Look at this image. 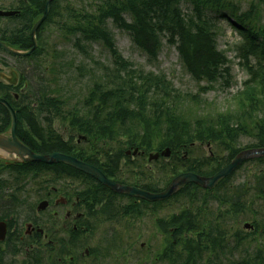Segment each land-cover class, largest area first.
<instances>
[{
  "label": "trees",
  "instance_id": "1",
  "mask_svg": "<svg viewBox=\"0 0 264 264\" xmlns=\"http://www.w3.org/2000/svg\"><path fill=\"white\" fill-rule=\"evenodd\" d=\"M88 1L92 2V8L79 11L76 24L69 23L61 30L66 41L73 40L76 49H82V45L88 43L102 44L109 51L112 62L102 65L101 71L93 70V67L82 72L80 70L77 74L79 82L90 79L86 93L80 91L78 95L63 96L48 83L44 85L45 77L42 83L38 82L40 86L37 93L31 90L29 84L22 104L36 103V112L42 113L45 121L43 142L38 146L29 144L32 149L39 153L61 152L73 155L100 168L116 181L137 184L157 192L182 172L213 175L241 151V140L244 138L253 139L248 148L264 147V26L256 18H260V13L258 14L253 6L250 10L241 12L240 4H235L232 0H199L200 4L196 8L184 14L180 8V0L84 2ZM207 9L222 14L218 18L240 16L239 21L244 28L241 30L242 42L236 49L241 51L243 66L249 77L241 90L229 96L230 103L223 109L202 108L198 98L220 83V86L228 83L229 88L231 80L230 64L226 56L217 50L215 43L218 34L215 29L217 23L211 20ZM127 16L131 21L127 20ZM109 22L128 32L135 46L150 60H156L161 51L162 35L168 36V42L176 43L186 71L199 85L205 82L206 85L203 86L206 87L202 86L197 94L184 96L180 90L173 87L166 75L133 67L116 49L108 28ZM41 50L42 46L35 57L30 58L31 61L35 60L38 81L42 66L38 58L41 54L48 56ZM32 64L33 62H30V65ZM46 66L44 74L49 69L51 72H57V66H53V62ZM63 66L64 63H61L60 68ZM96 72L100 74L96 75ZM57 80L58 78L54 82ZM23 118L28 119L22 116L21 120ZM55 121L61 122L68 131L70 138L67 142L54 130ZM77 136H85L87 141L82 145H75L74 139ZM122 139H125L126 143H122ZM125 145L145 152L169 148L172 157L169 162L156 163L157 179L154 178L153 171L142 170L143 165L137 163V172L133 175L140 176L141 181L138 182L132 180L130 174L121 175ZM203 146L211 148V155H202ZM254 163L264 165V158ZM130 169L134 171L135 168ZM263 172L264 169L261 174L258 173L262 178L259 184L253 179L244 182L232 195H229L231 189L226 186V180L215 189L217 195L190 185L173 198L174 203L180 200L189 202L185 206L176 207L181 211L178 216L171 218L172 225L166 226L165 222H161L163 231L169 232V229H173L174 238L177 230L180 233L177 241L174 238L171 241L167 239L168 246L159 254L158 259L166 256L172 264H237L233 259L229 261V258H226L230 239L225 237L227 231L222 224H215V230L211 228L210 233L216 232L217 235L214 238L200 235V238L193 240L182 239L181 235L187 232L198 235L202 233L204 207L201 202L206 206L209 200L221 204L228 203L231 208L220 214L219 220L222 222L227 216H231L232 211L236 216H240L241 211H244L242 209L248 205L254 206L261 198L263 200ZM61 178L82 180L87 184V189H82L80 197L85 201L90 200L88 195L92 184H88L83 174L64 164L30 163L4 169L0 166V192L12 190L17 198L15 201L20 204L23 197L21 193L30 194V191L33 192V188H36V195L39 196L46 191L47 185L54 184ZM28 186L29 189L25 191ZM92 192L103 195L104 189L95 188ZM170 202H142L141 206L137 204V217L143 216L147 208L153 212ZM254 224L258 228L257 220ZM234 240L238 244L237 250L243 239L236 236ZM73 242L74 238L69 245ZM71 247L73 249L68 251L69 254L77 250L75 246ZM58 252L59 256L48 260L41 250H35L29 263L25 264H60L58 259H63L65 247ZM140 255L149 256L147 252ZM150 263L153 262L137 258V264Z\"/></svg>",
  "mask_w": 264,
  "mask_h": 264
},
{
  "label": "rangeland",
  "instance_id": "2",
  "mask_svg": "<svg viewBox=\"0 0 264 264\" xmlns=\"http://www.w3.org/2000/svg\"><path fill=\"white\" fill-rule=\"evenodd\" d=\"M3 6H7V0H0ZM85 0H62L59 5L60 8L67 6L68 4L72 5V8L75 11H83L85 9L92 8V2ZM180 8L184 14H188L192 9L196 8L200 2L199 0H180ZM235 4H240L239 8H241V12H245L250 10L253 6L254 10H257L259 17L256 16L258 21L264 26V0H232ZM209 12L210 18L213 22H216V30L218 32L215 43L217 50L223 53L231 67V80L229 82L230 87L228 88V83L226 85L220 86V84L216 85L213 90H208L207 93L198 97L201 101V107L207 109H223L227 103L229 102L230 95L237 93L239 90L243 88L244 82L248 79L249 75L246 72V68H244V62L241 59V51H238L236 47H240L242 42L241 30L243 28L242 23L239 21V17H231L227 16L224 18L220 17L219 13H215L210 9L206 10ZM127 20L131 21V18L127 16ZM65 19V18H64ZM67 22H69L67 20ZM64 21L61 19L60 21L52 20V25L48 26L46 29L45 36L49 39L48 44V56H43L42 66L47 67L46 65H51L53 62V66H57V72H51L50 69L44 74L45 80L44 85L48 83L50 87L57 89L58 94L63 96H73L78 95L80 91L86 93V88L88 85V81L90 79H86L85 81L79 82L77 74L81 71L88 70L90 67H93V70H102V65L105 63L112 62V57L109 51L102 44H93L84 45L81 50L76 49L73 46V42L66 41L65 36L61 30V25ZM252 23L256 25V23ZM8 22L6 20H0V25L3 28H7ZM109 31L114 40L115 46L121 56L132 63L135 68H144L149 72H155L158 74H164L167 76L168 80L172 83L173 87L180 90L183 95L186 94H197L201 91V87L206 85L205 82L200 83V85L191 77V75L186 71L184 65L181 62L180 54L177 49V45L174 42H168V36L162 35L161 42V51L156 60L148 59L138 48L135 47L132 41L131 35L118 28L114 25H109ZM171 43V44H170ZM57 51V52H55ZM0 59H5L9 64L14 65L16 60L7 54L0 51ZM25 62H23L24 64ZM61 63H64V66L60 68ZM72 63V65H71ZM20 67H22V65ZM87 67V68H84ZM60 68V69H59ZM77 70V71H76ZM100 72H96V75H99ZM58 78L57 82H54ZM50 79V80H48ZM39 84H36V89ZM206 87V86H203ZM37 93V92H36ZM230 103V102H229ZM37 105V104H36ZM54 130L62 135L63 137H68V133L65 134L66 128H64L63 124L59 121H55L53 125ZM68 132V131H67ZM122 143H126L125 139L121 140ZM243 146L241 150L248 148V145L253 143V139L244 138L241 140ZM203 156H208L211 151L208 146H203ZM125 151L130 149L127 145L124 146ZM209 150V151H208ZM124 151V157H126ZM152 152V151H150ZM148 153L144 156H128L125 160L122 161L124 164V168L122 173L126 171L132 177V180L141 181L140 176H135L137 172L135 164H142V170L153 171L154 178L157 179L156 174V163L148 161ZM154 153V152H153ZM166 161V160H165ZM134 167V171L130 168ZM264 169V165H259L257 163H246L244 164L230 179L227 187H231V192L229 195L235 194V192L240 188V184L244 182H248L250 180H255L256 184L261 182V177L259 174ZM264 173V172H263ZM258 174L257 176H255ZM261 174V173H260ZM135 176V177H134ZM130 177V179H131ZM30 185V184H29ZM31 186V185H30ZM62 187V189H66L69 184L67 180H60L54 184L47 185V187L52 188ZM80 188V187H79ZM36 188H33V193ZM7 200L0 196V219L10 217L13 221L19 224V229L21 233H24L26 229V225L30 222H35L38 224H42L44 227V235L49 237V241L45 242L42 239L40 245H38L40 250H44V256L49 252L52 247V252L55 254L54 256H59L58 252L61 247H65L67 245V240L69 237L70 226L72 227L73 218L70 220H66V210L70 209V205L67 208H63L59 217L52 218V215L56 213V208L51 207V210L46 213H39L36 210V206L38 205L39 197L36 195L28 200L27 196L22 197V202L20 205H23L24 208H17V204L14 203L15 194L10 190L3 191ZM28 200V202L26 201ZM56 199V198H55ZM55 199H52V202H55ZM189 202L186 200L179 201L173 205L165 206L158 210L155 209L153 212L149 210H144V214L141 219L137 220V215L134 213L122 214L121 215V223H109L104 222L100 223L97 229H93L97 232L103 231L102 236H98L95 232L93 234L86 235L83 245L76 251L71 252V254L63 253V259L59 258L62 262H67L69 264H137V258L140 260H146L148 262H153L150 264H172L171 260L164 256L161 259H158L159 254L163 252L167 246V235H165L164 231L161 230V222L159 220L164 217L173 218L174 216H178L180 213L176 212L173 207L185 206V204ZM122 204V203H121ZM201 206H204V218L202 219V229L206 230L205 227L208 223L212 222V226L209 229L215 230V224L217 223V219L220 218V214L225 209L229 208V204H216L214 201L209 200V203L204 205L202 202ZM83 205V204H82ZM81 204L78 205V210L83 211L84 208L80 209ZM151 209V208H150ZM242 214L240 216L231 215L227 216L226 220L222 222L219 221V224L223 227H226L227 233L225 237L230 239V244L226 249V258H229V261H232L237 264H257L259 258L260 263L264 264V199H260V202H255L254 206L248 205L246 208L242 209ZM74 216V214H73ZM259 223L258 229L249 230L244 227L245 223L253 224L255 221ZM14 222V223H16ZM93 225V224H92ZM67 226V228H66ZM94 227V226H93ZM87 232H89V228H87ZM118 230L120 236H123L124 239L119 249L105 250L107 247L108 239H111L112 233ZM140 235V238L137 236ZM203 235V234H201ZM216 235V234H215ZM106 238H103V237ZM240 237L243 239L241 241V246L236 250L237 241L234 240L235 237ZM182 239H197L196 234L191 232H187L181 235ZM199 237V236H198ZM209 237V236H208ZM200 238V237H199ZM173 240V236L170 237V241ZM50 242V243H49ZM94 250L91 257H84L83 254L86 249ZM30 250L28 253L26 251L19 252L16 255L13 252V248L11 249L8 245L2 247L0 249V253L8 252L6 260L2 258L0 260L3 264H25L29 263L32 258L34 249ZM231 251V252H229ZM143 252H147L149 256L140 255ZM98 253V254H97ZM141 257H144L141 259ZM149 257V258H148ZM46 258V256H45ZM52 257H48V260H51ZM47 259V258H46ZM78 260V262H77ZM47 264V263H45Z\"/></svg>",
  "mask_w": 264,
  "mask_h": 264
},
{
  "label": "flooded vegetation",
  "instance_id": "3",
  "mask_svg": "<svg viewBox=\"0 0 264 264\" xmlns=\"http://www.w3.org/2000/svg\"><path fill=\"white\" fill-rule=\"evenodd\" d=\"M46 2L47 0H7V6H3L0 1V9L13 11L15 12V16H11L8 18H0L2 20H6L8 22L7 28L5 29V37L9 44L12 46L19 47H30L32 45V40L30 36L31 29H29V22H34L35 18L41 17L46 10ZM59 3H54L50 12L57 16L60 15L61 8L59 7ZM53 8V10H52ZM50 13V14H51ZM32 16V18H31ZM38 17V18H39ZM37 18V19H38ZM52 25V21L49 26ZM48 28V27H47ZM45 26L40 29L39 35L37 37L38 41H42L44 37L45 30L47 29ZM29 31V34H28ZM27 32V34H26ZM3 38V37H2ZM11 57V56H10ZM16 63L14 65L9 64L5 59H0V73H7L5 75L6 79L2 80L0 78V85L2 86L1 97L5 98L10 104L15 108L18 116V123L16 134L17 137L25 144L29 146V144L40 145L43 142L44 134H43V119H37L38 115L35 111V105H22L19 102L24 98L26 93V89L19 87L21 81L25 79L26 71L28 70L27 64H23L22 67L18 66V63L25 62V59H20L18 62L17 57H14ZM26 87V86H25ZM28 108L30 109V117L32 121L28 119L20 120V117L28 115ZM40 116V114H39ZM27 117V116H26ZM11 126V115L6 110V108H2L0 110V134L10 137L9 128ZM34 150V149H33ZM9 164H14V162H7ZM5 163V164H6ZM6 164V165H7ZM4 165V164H3ZM78 184L70 185L71 189H75ZM54 198L55 200L54 206L56 208V213H54V217H59L63 208H67L70 205V209L66 210V220H70L73 218L72 227L67 231L69 232V236L73 233H76L79 229L78 221L79 219L85 220V222H90V225L87 228L94 229L92 223H121L122 214L134 213L137 215V199H131L127 196H120L109 191L104 190V194H93L89 192V197L91 202H85V199H80L77 195H69L66 192H62L59 189H54ZM51 197V194H49ZM81 204L80 209L84 206L85 209L83 211L78 210V205ZM122 203V204H121ZM83 204V205H82ZM109 204V205H108ZM108 205V207H106ZM102 207L104 211L100 214ZM121 211L119 214L118 211ZM98 213V214H95ZM74 214V216H73ZM87 215V217H86ZM85 216V217H84ZM9 222V221H8ZM92 222V223H91ZM11 225V222L9 223ZM67 228V226H66ZM87 228L81 227V229ZM35 232V231H34ZM33 228L28 230L29 238L34 236ZM36 233V232H35ZM17 234V233H16ZM22 239H24L22 237Z\"/></svg>",
  "mask_w": 264,
  "mask_h": 264
},
{
  "label": "water",
  "instance_id": "4",
  "mask_svg": "<svg viewBox=\"0 0 264 264\" xmlns=\"http://www.w3.org/2000/svg\"><path fill=\"white\" fill-rule=\"evenodd\" d=\"M53 0L47 1V10L44 14V16L38 21V23L34 26L32 30V40L34 47L29 51H17L15 49L10 48L5 43L0 41V47L5 50L8 53L21 56V57H27L33 54L35 49L37 48V43L35 40V34L37 30L40 28V26L45 22V20L48 17L49 12V5ZM14 13L12 12H0V16H11ZM0 104L4 105L9 112L12 115V135L13 139L12 141H9L7 138L0 135V150L9 152L11 154H14L17 156L16 161L20 163L25 162H40L47 165L57 164V163H64L66 165L71 166L72 168L94 178L97 180L100 184L103 186L109 188L110 190L117 192L119 194H127L130 197H137L138 199H142L148 202H161L165 201L175 194H177L181 189H183L188 184H195L199 187L205 188V189H213L215 186L220 182L221 180L229 177L241 164L248 160L252 159H259L264 157V148L259 149H249L242 151L239 153L230 164H228L224 169L216 173L214 176L206 178L199 176L194 173H184L179 176H177L171 184L168 186V188L161 192V193H150L145 190H142L140 188L136 187H129L125 185H120L117 183L112 182L109 180L101 170L98 168L89 165L87 163L81 162L78 159L74 157H70L61 153H53L50 155H42V154H36L34 153L30 148L25 146L22 142H20L16 136V125H17V115L15 113V110L11 107V105L5 101L4 99H0ZM138 149L135 150L134 154L136 155L138 153ZM164 157H169L171 155V151L169 149H166L164 152L161 153ZM160 157V154L150 155V161L158 160ZM48 206L47 202H43L39 206V210H45ZM249 225H246V228H248ZM6 224L0 223V241H3L6 236Z\"/></svg>",
  "mask_w": 264,
  "mask_h": 264
},
{
  "label": "bare ground",
  "instance_id": "5",
  "mask_svg": "<svg viewBox=\"0 0 264 264\" xmlns=\"http://www.w3.org/2000/svg\"><path fill=\"white\" fill-rule=\"evenodd\" d=\"M30 109L28 108V115L26 114V116H27V118H28V120L30 119V121H32V118L30 117ZM29 116V117H28ZM37 119H38V117H37ZM20 120H21V117H20ZM65 131H67V130H65ZM43 134H44V127H43ZM59 134V133H58ZM60 135V134H59ZM44 136V135H43ZM7 138L9 137V136H6ZM63 140H65L66 142L68 141V139H64L63 138ZM138 150L139 151H142V150H140L139 148H138ZM58 153H61V152H58ZM43 154H46V153H43ZM48 154V153H47ZM61 154H64V155H67V156H70V157H72L73 155H68V154H65V153H61ZM0 158H3L5 161H9V162H12V161H16V159H17V156H15L14 154H11V153H9V152H6V151H3V150H0ZM89 164V163H88ZM69 166V165H68ZM70 168H72L71 166H69ZM73 170H75V171H77V172H79V173H81V174H83L84 176H86L87 178H89V179H92L93 181H95L97 184L95 185L94 183H92V181L90 182L91 184H92V186H91V189H90V191L89 192H92V190L93 189H95V188H99V189H103V186L99 183V182H97V180H95L94 178H92V177H90V176H88V175H86V174H84V173H82V172H80V171H78V170H76V169H74V168H72ZM126 172H129V173H131L130 171H126ZM126 172H124V173H122L121 172V175H123V176H126V175H128V173H126ZM140 187V186H139ZM142 190H145V191H147V192H150V193H154L153 191H149L148 189H145V188H142ZM211 192V191H210ZM93 193V192H92ZM88 197H89V195H88ZM88 201H92V200H88ZM87 201V202H88ZM109 205V204H108ZM108 205L106 206V207H108ZM159 220H162L163 222H165L166 223V226H168V225H172L173 224V220H171V218L170 217H164V218H161V219H159ZM39 230H44V229H37L36 231H39ZM116 232H113L112 233V237H111V239H108V240H110V241H107V247H105V250H115V249H119V247H120V245L122 244V241H123V239H124V237L123 236H120V234H119V232H118V230H115ZM96 231L94 230V231H89V232H84V233H79V234H77L76 236H75V238H74V242H73V244H71V245H73V246H75L76 248H77V250L79 249V248H81L83 245H85V243L86 242H84V239H85V237H86V235H88V234H93V233H95ZM203 232V237H205V236H209V237H212V238H214V237H216L217 235H215V234H212V233H210L209 231H207V230H203L202 231ZM97 234H98V236H102V234H103V231H99V229L97 230V232H96ZM179 231L177 230V235H176V237L174 238V234L172 233V234H170L168 237H167V239H170V237H172L173 236V238L177 241V239H179ZM34 234V236L33 237H30L29 238V235L30 234H28V233H19V234H15V235H10V236H5V239L3 240V241H0V249L2 248V247H4V246H6V245H8L11 249L13 248V252L15 253V254H12V255H16V254H18L19 252H22V251H26L27 253L30 251V250H28V249H34V250H32V251H35V250H40V249H37V248H39L38 247V245H40L41 244V242H42V239H44V241L45 242H48L49 241V237L47 236V235H41V234H38V233H33ZM22 237L24 238V239H22ZM103 238H106L105 236L103 237ZM137 238H140V235L139 236H137ZM218 238H220L219 236H218ZM173 239V240H174ZM50 243V242H49ZM71 245H69V244H67L66 246H65V253H66V255L67 254H69L68 253V251L69 250H71V249H73L72 247H71ZM53 247V246H52ZM52 247L50 248V250H49V252L47 251V253L45 254V256H46V258H48V257H54V253L52 252ZM62 248V247H61ZM60 248V249H61ZM76 248H75V250H76ZM59 249V250H60ZM43 253L45 252L44 250H41ZM71 252H73V251H71ZM71 252H70V254H71ZM7 251L5 252H2V253H0V258H1V260H2V258L3 259H5L6 260V258H7ZM3 264V263H2Z\"/></svg>",
  "mask_w": 264,
  "mask_h": 264
}]
</instances>
